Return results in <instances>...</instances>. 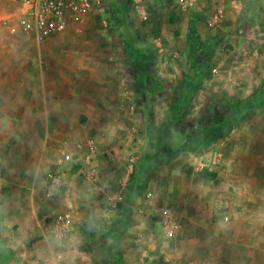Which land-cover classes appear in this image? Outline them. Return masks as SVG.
<instances>
[{
    "label": "crops",
    "instance_id": "crops-1",
    "mask_svg": "<svg viewBox=\"0 0 264 264\" xmlns=\"http://www.w3.org/2000/svg\"><path fill=\"white\" fill-rule=\"evenodd\" d=\"M196 1L197 12L207 17V22L199 27L200 41L203 45L208 37L216 41L212 59L216 60L226 46L231 50L228 60L216 64L225 73L220 79L224 91L237 99L260 91L264 87V0ZM122 5L119 41L125 47L131 46L130 51H122L119 46L99 52L86 38L64 37L57 44L48 45L46 52L34 55L31 64L17 65L11 62L16 56L7 54L3 59L6 67L0 68V124L68 128L78 122V117L96 123L95 137L86 138L75 165L86 170L89 188L104 192L108 190L103 184L98 185V175L107 166L114 167L110 158L115 156L112 162L118 163L129 153L132 140L139 148L146 138H132L123 133V126L136 133L138 126H146V115L153 113L158 116V124L164 123L168 130L177 119L173 109L188 101L194 92L205 93V88L195 87L202 75L191 62V33L197 23L191 11L178 0H128ZM15 11V4L0 0L1 15H13ZM218 11L223 12L221 22L211 26L210 19ZM143 16L148 17L147 22L142 21ZM88 23L94 21L85 24ZM107 38L108 43L116 40ZM5 41L10 46L23 47L30 40L14 36ZM191 77L194 78L190 80ZM216 84L213 93L218 90ZM139 110L144 118L138 115ZM163 110L165 113L160 115ZM227 123L236 127L219 139L216 150L230 157L225 195L233 200V207H241L234 209L242 212L228 216L226 223L221 216H212V261L200 264H264V208L258 207L262 206L259 200H264V162L260 165L264 159V118L249 115ZM214 131L216 134L220 128ZM175 132L178 134L176 127ZM88 140L97 146V153L90 157L99 158L93 166L86 165ZM22 164L7 168L5 200L10 205L0 209V264H148L152 259L153 231L148 222L152 215L147 206L150 203L139 199L125 229L118 234L113 229L101 234L105 238L100 245L105 248L102 253L101 247L93 246L95 241L85 245L88 236L79 238L71 230L60 240L56 221L48 225L37 221L47 208L41 200L29 196L16 200V206L12 204L16 188L21 182L30 181L35 170L34 162ZM65 187L66 184L61 190ZM9 189L12 197L8 196ZM88 214L83 212L81 217ZM158 215L159 224L168 215L178 220L182 229L174 237L184 229L182 235L194 231L174 210L165 209ZM62 216L73 220L69 213L58 218ZM60 256L64 259L60 260Z\"/></svg>",
    "mask_w": 264,
    "mask_h": 264
},
{
    "label": "rangeland",
    "instance_id": "rangeland-1",
    "mask_svg": "<svg viewBox=\"0 0 264 264\" xmlns=\"http://www.w3.org/2000/svg\"><path fill=\"white\" fill-rule=\"evenodd\" d=\"M127 1L109 0V16L92 18L90 20L94 23L75 26L65 34L43 44L38 45L28 41L29 44L23 47L10 46L9 42L5 41L6 38L13 36L5 30L3 21L13 15L0 14V68L6 67L3 59L7 54L16 56L11 62L17 65L31 64L30 59L34 55L46 52L48 45L53 46L58 43L60 38L64 37L86 38L91 44H95L96 51L99 52L107 51L109 48L111 51L113 47H122V51L125 52L130 51L131 46L125 47L119 41L120 9H123L122 4ZM191 14L197 20L191 33L194 40L191 48L193 55H191V62L195 66V70H200L202 75L201 82L195 87L205 88V93L196 95L194 92L188 101L173 109L177 111L175 125L166 130L164 123H162L163 125L158 124V116L151 113V116L146 115V126L143 128L138 126L136 133L123 126V133L131 134L132 138L135 136H146V138L139 148L136 146V140H132L128 147L129 153L125 159H121L118 163L112 162V158L115 160V156L110 158L111 165L114 167L107 166L98 175V185L103 184V187L108 190L104 192L89 188L90 182L85 178L86 170L81 171V168L75 165L76 162L72 167L65 166L61 162L66 153L75 154L76 161L77 154L84 151L86 138L88 136L95 137L97 125L94 121H90L86 117H78V122L68 128L59 125L0 124V152L4 161L5 180L7 181V168H10L11 165L17 167L22 166V163L27 165L29 162H34L33 177L30 181L19 184L12 204L16 206V200L26 199L29 196L35 200H41L47 208L43 209L45 212L37 221L46 225L53 221L58 222L60 218L58 216L69 213L76 224L74 231L78 233L79 238L83 236L82 239H84L88 236L84 242L85 245L87 243L93 245L92 243L95 241L93 246L101 247L100 245L105 242V238L101 234L112 231L122 219L123 213L118 204L128 209L126 216L130 220L134 215L135 204L141 199L145 203H150L147 206L151 208L152 215L148 222L153 231V250L152 259H149L148 264H171L172 262L180 264L183 261L200 264L202 261H212V216L224 218L242 212L234 209L241 207L239 205L233 207V200L225 195L227 192L225 191V177L230 157L227 158L223 153L217 151L216 145L220 138L226 136L236 127L227 122H232V119L239 120L243 116V112L244 116L254 115L264 118V87L247 98L230 97L222 88L223 80H220L225 73L223 70L220 71L216 65L230 58V47H224L222 54L216 60L212 59V37H208L207 42L204 41L205 45L200 41L201 30L199 27L202 23L207 22V17L204 14H199L197 9L191 11ZM102 19L108 22V28L103 26ZM142 21L147 22L148 20L144 21L142 18ZM128 35L129 33L126 36L130 39ZM107 37H114L116 40L108 43L105 40ZM27 60L29 61L27 62ZM11 62L8 63L12 64ZM193 78L191 77L190 80ZM218 80L219 82H216ZM216 83L219 84V87ZM215 84L218 90L213 93L212 88ZM235 88L237 87L235 86ZM256 96L261 98L258 99ZM26 101L31 103L29 100ZM128 112L133 113L131 110ZM159 112L160 115L165 113L164 110ZM142 113L139 110L138 115L144 118ZM134 124L137 126V123L134 122ZM222 125L228 129L227 132L222 134L217 131L218 133L215 134V128L218 129ZM175 127L178 134L175 132ZM65 139H67L66 142ZM198 139L202 142L199 143ZM81 146H83L82 149L79 148ZM193 146L195 149L191 148ZM165 151L170 153L167 158L158 162L145 178L140 180L137 172H139L144 158L154 152L164 156ZM111 152L112 155H115L114 151ZM131 155L139 158L136 166L137 172L134 174H129L127 170V161ZM105 156L109 155L106 153ZM86 159H88L86 165L93 166L97 164L95 160L99 158L96 155V157L90 158V161L89 158ZM116 159L118 160L117 157ZM263 162L264 159L261 160L260 165ZM62 173L65 174L63 181L64 185L66 184L65 189L61 190V188L53 198H47L50 176ZM213 174L217 175L216 180L211 179ZM134 183L139 184L137 186L139 188L130 205L126 192L134 186ZM11 192L9 189L8 196L10 197L13 195ZM259 202L262 206L258 207L264 208V200H259ZM7 203L10 205L9 201L4 199L0 209ZM165 209L178 213L180 218L191 224L194 231L182 235L186 232L184 229L181 235L167 236L161 229L158 215ZM86 211L89 212L87 217H81L82 213H86ZM98 233L100 235L96 236ZM100 250L102 253L105 252L104 247H101Z\"/></svg>",
    "mask_w": 264,
    "mask_h": 264
},
{
    "label": "built area",
    "instance_id": "built-area-1",
    "mask_svg": "<svg viewBox=\"0 0 264 264\" xmlns=\"http://www.w3.org/2000/svg\"><path fill=\"white\" fill-rule=\"evenodd\" d=\"M16 5V11L12 17L3 21V27L11 36H21L29 39L38 45L47 42L59 35L65 34L75 26H82L92 18H104L109 16V0H8ZM189 11H196V0H178ZM223 12L218 11L213 19H210L211 26L220 24ZM103 20V19H102ZM147 21L148 17L143 16ZM108 22L103 20V26L108 28ZM212 40V46L215 44ZM216 72L215 70L213 71ZM97 153V146L93 140H88L86 145L87 158ZM75 155L66 153L62 157V164L72 167L75 163ZM139 158L131 155L127 161L129 174L136 172ZM4 161L0 152V205L6 199V180L4 175ZM199 170V169H198ZM64 173L50 176L47 198H53L63 187L65 180ZM136 185V190L139 188ZM223 222H228L229 218H222ZM57 224L60 229L57 238L62 240L68 232L76 228L75 222L68 216L59 218ZM161 229L169 237H174L182 228L178 220L173 215H168L161 222ZM64 257L60 256V260Z\"/></svg>",
    "mask_w": 264,
    "mask_h": 264
},
{
    "label": "trees",
    "instance_id": "trees-1",
    "mask_svg": "<svg viewBox=\"0 0 264 264\" xmlns=\"http://www.w3.org/2000/svg\"><path fill=\"white\" fill-rule=\"evenodd\" d=\"M264 93V92H263ZM256 97H258V99L259 98H261V97H259V96H256ZM254 105V104H253ZM176 112L177 111H175V110H173L172 111V113L173 114H176ZM243 112V111H242ZM244 113V112H243ZM244 116V115H243ZM243 116H241V117H243ZM220 128V133H224L225 132V130L227 129L225 126H220L219 127ZM198 142L200 143V142H202V141H200L199 139H198ZM190 145H193V144H190ZM195 146V145H194ZM194 146L193 147H191L192 149H195L194 148ZM166 152V151H165ZM170 153L169 152H166V154H164V156H161L159 153H157V152H154V153H152L150 156H148V157H146V158H144V161H143V163H142V165H141V167H140V170H139V172H137L138 173V175H139V179L140 180H142V179H144L145 178V176L150 172V170L159 162H162L165 158H167V156L169 155ZM215 177H216V174H213V176H212V180H214L215 179ZM208 178H209V176H208ZM134 186L132 187V188H130L127 192H126V196H127V198L129 199L128 201H129V203H130V205L133 203V199H134V197H135V193H136V183H134L133 184ZM118 206L120 207V209L122 210V219L121 220H119V222L116 224V226L113 228V230H115V231H117V234L120 232V231H122L123 229H125L126 227H127V224H128V221H129V218H128V216H126V215H128V209L126 208V207H123L121 204H118Z\"/></svg>",
    "mask_w": 264,
    "mask_h": 264
}]
</instances>
